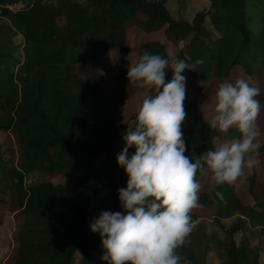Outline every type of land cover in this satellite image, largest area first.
Instances as JSON below:
<instances>
[{
  "label": "trees",
  "instance_id": "trees-1",
  "mask_svg": "<svg viewBox=\"0 0 264 264\" xmlns=\"http://www.w3.org/2000/svg\"><path fill=\"white\" fill-rule=\"evenodd\" d=\"M205 4L189 17L180 11L173 17L165 0H0V223L11 218L0 264H107L90 255H102L103 247L88 211L124 212L117 189L126 187L128 177L116 156L125 146L120 137L133 125L116 123L115 116L118 103L139 87L128 84L126 69L107 77L93 62L108 50L129 51L127 27H162L174 46L169 54L163 41H143L134 63L145 52L170 63L203 61L188 69L197 90L185 83L193 98L184 100L182 132L193 162L219 143L241 139L235 128H211L202 114L220 83L245 79L258 87L264 114V0ZM165 72L168 82L172 69ZM260 144L251 156L259 168L245 177L248 203L232 184L206 188L203 170L197 172L199 207L212 206V228H194L178 249L190 264H204L195 246L201 244L204 254L217 241L214 230L224 239L212 264H264L255 245L235 237L248 227L264 234V135ZM134 151L130 147L129 155ZM34 171L38 180L25 185V175ZM56 175L61 181H52ZM191 217L196 219L193 211Z\"/></svg>",
  "mask_w": 264,
  "mask_h": 264
},
{
  "label": "clouds",
  "instance_id": "clouds-1",
  "mask_svg": "<svg viewBox=\"0 0 264 264\" xmlns=\"http://www.w3.org/2000/svg\"><path fill=\"white\" fill-rule=\"evenodd\" d=\"M184 60L170 63L159 54L145 52L128 66V84L149 90L139 101L133 130L123 135L125 146L117 154L124 169L126 187L117 189L124 212L102 211L90 229L99 233L107 264H190L178 249L195 227L191 212L199 207L198 171L207 170L213 185L234 183L245 167L258 163L261 131L257 120L260 89L245 79L222 82L215 93L210 127L221 133L235 128L241 139L224 141L193 162L185 155L182 126L186 118ZM166 68L172 78L166 81ZM135 151L129 155L128 150ZM216 197L223 200L222 192Z\"/></svg>",
  "mask_w": 264,
  "mask_h": 264
},
{
  "label": "rangeland",
  "instance_id": "rangeland-1",
  "mask_svg": "<svg viewBox=\"0 0 264 264\" xmlns=\"http://www.w3.org/2000/svg\"><path fill=\"white\" fill-rule=\"evenodd\" d=\"M166 6L169 10V14L173 17H179L178 11L186 17H189L193 11L198 9L204 8L206 6L205 0H165ZM18 5V4H17ZM14 42L20 45L21 43V36L19 34L14 36ZM151 39H157L163 41L166 45V50L169 54L172 53L174 50V46L167 40H165L162 27L154 30V31H143L141 28L136 26H129L126 29V43L129 47L128 52H122L119 50H108L102 56L96 58L93 62L96 70L99 73L107 77H111L119 68H124L128 71V66L133 65L135 61V53L138 50V46L141 42ZM14 53L21 57V50L20 48H15ZM182 75L186 77L185 83L195 90L197 87L192 84L191 76L188 74V69H185L182 72ZM251 84V83H250ZM149 90L145 88L139 87L131 96L125 98L124 100L118 103V109L115 116L116 123H127L131 124L133 118L132 114H135L136 109L138 108L139 101L143 98L144 95H147ZM186 98H193V94L190 91H186ZM215 94L210 97V103L203 108L202 114L203 116L211 121L212 116L214 115V107H215ZM132 125V124H131ZM257 125L261 131V136L258 138L259 143L261 142L263 135H264V114H260L257 120ZM2 133L0 132V140L2 139ZM124 135V134H123ZM123 135L120 137V141L123 142ZM220 144V143H219ZM255 159V158H252ZM256 160V159H255ZM255 168H259L258 163L254 165ZM251 168L245 167L242 171L240 177L232 183L235 191L240 197V200L244 203H248L250 200L249 196L246 194L245 191V177L249 173ZM39 172L34 171L31 172L24 177V184L30 185L38 180ZM258 175H260V171H258ZM202 180L205 182L206 188H210L213 184L210 180V173L205 169L202 171ZM62 177L60 175H56L52 181L59 182L61 181ZM196 214V219L194 222L195 230L202 231L203 227L212 228L211 222V211L212 206L206 208L197 207L192 210ZM98 213L94 210L88 211V223L91 224L96 218H98ZM9 215H6L3 218V221L0 223V255L2 254L3 249L6 247L9 235L7 233L6 228L10 225L11 221L9 219ZM230 219L225 220L224 222L229 223ZM205 225V226H204ZM248 227V226H247ZM213 233L217 237V241L212 243L208 250L203 254L201 251L203 249L201 244H197L196 253L198 254V258L201 263L204 264H212L217 262L218 256L216 255V251H220V244L217 242L222 241L223 234L218 232V230H214ZM97 237L99 242L101 243V238L99 233H97ZM235 237L237 239H246L250 243L251 246H256L258 250V260L260 262L264 261V234H260L257 232L256 229L253 227H248L243 231L239 230L235 232ZM200 241V239L198 240ZM91 257L96 261L99 262L101 256L99 252L91 251Z\"/></svg>",
  "mask_w": 264,
  "mask_h": 264
}]
</instances>
